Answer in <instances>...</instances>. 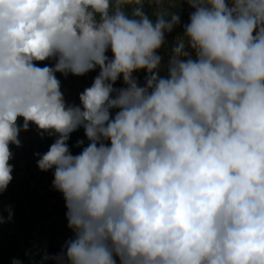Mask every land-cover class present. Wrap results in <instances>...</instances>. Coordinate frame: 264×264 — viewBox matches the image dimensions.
I'll use <instances>...</instances> for the list:
<instances>
[{"label": "clouds", "instance_id": "9594fccd", "mask_svg": "<svg viewBox=\"0 0 264 264\" xmlns=\"http://www.w3.org/2000/svg\"><path fill=\"white\" fill-rule=\"evenodd\" d=\"M183 2L169 44L167 0H0V194L34 124L73 233L41 264H264V0Z\"/></svg>", "mask_w": 264, "mask_h": 264}, {"label": "crops", "instance_id": "0c3cea01", "mask_svg": "<svg viewBox=\"0 0 264 264\" xmlns=\"http://www.w3.org/2000/svg\"><path fill=\"white\" fill-rule=\"evenodd\" d=\"M165 7L180 12L181 24H187L189 22V14L192 9L188 6L187 3H184L183 0H167V3L164 5ZM146 10L151 12L152 8L146 6ZM176 31V32H175ZM170 34H167V39L169 42H172L177 35H181L182 33L177 29ZM171 44V43H170ZM107 55L111 58V52L109 51ZM99 73V69L97 68L94 71H90L86 74L87 81L94 79ZM33 131H21L19 134V139L21 141V146L16 147L15 145H10L11 151L13 153V158L10 163L13 165L15 158L20 154L26 157L27 161L32 165V172L34 176H36L41 182L44 183L47 191L58 192L52 187V181L54 179V170L41 171L37 167V160L39 156L36 154H44L49 149V144H42L40 147H37L36 140H33ZM46 135V133H45ZM42 135H38L36 138L42 139ZM33 137V138H32ZM32 139V140H31ZM55 136H51V141L54 142ZM13 179L8 186L9 193L11 197L20 196V194L24 191L25 187L23 183L19 180L14 165L12 172ZM5 192L0 194V209H3V216L5 220L8 217L7 208L10 205L12 208L13 216L11 222H6L3 225H0V252L5 255L9 254V256L14 259L15 256L12 255L11 251L13 248L10 247V243L7 241H15L16 244L22 248L18 249L17 255H22L20 259L21 261H25V264H30V260L27 262L25 260V254L29 253V257H33L36 255H43L44 252H47L50 255H55L59 253L65 241L73 237V233L67 227V219H66V211L67 209L58 211L55 214L44 215L37 213H32L29 209H24L22 212H16L10 200L5 199ZM12 259V260H13ZM0 264H4L3 261H0ZM48 264H51L49 261Z\"/></svg>", "mask_w": 264, "mask_h": 264}, {"label": "trees", "instance_id": "16d2710c", "mask_svg": "<svg viewBox=\"0 0 264 264\" xmlns=\"http://www.w3.org/2000/svg\"><path fill=\"white\" fill-rule=\"evenodd\" d=\"M177 29V33H179L178 31H180L181 33L183 32V23L181 24V26L180 27H177L176 28ZM175 29V30H176ZM176 32V31H175ZM168 40V39H167ZM168 42H169V40H168ZM171 42H169V44H170ZM166 57H165V61H166ZM38 63V62H37ZM52 61H44V62H39L38 64H39V67H44V66H49V65H51L52 66ZM57 75V78L58 79H60V81H61V87H62V91L64 92V96H65V100H66V102L68 103V104H76V105H79V103H80V101H79V95H75L74 94V86L73 85H71L70 84V82H69V80H70V78H71V74H69L66 78L63 76V75H61V74H59V73H57L56 74ZM134 75H136L137 77H138V79H139V82L140 83H144V77H145V73L143 72V71H141V72H138V73H135ZM86 75H84V76H77L78 77V80L80 81V82H82V83H86V82H90V83H92L93 82V79H91V80H89V81H87L88 79H85L86 77H85ZM116 86H124V84H123V79H122V77L116 82V84H115ZM112 111V114H113V116H114V114H115V112L116 111H118V109H113V110H111ZM19 124L20 125H22L23 124V119L22 118H20V120H19ZM29 130L31 131H33V140H36V142H37V147H40L42 144H45V143H48L49 144V147H50V145L53 143L52 141H51V136H49L47 133H46V135H45V133H44V136L42 137V139H37L36 137L38 136V135H42L38 130H37V128H36V126L34 125V124H30V126H29ZM28 130V131H29ZM32 140V139H31ZM78 140H83L84 141V143H83V145H81V146H79V147H77L76 146V144H77V141ZM88 143H89V141L87 140V138H86V136H85V134H84V129L81 127V128H79L77 131H75V132H73L71 135H70V139H69V141H68V145H69V148H70V151L72 152V154L73 155H76V154H79L81 151H82V149H83V147H86L87 145H88ZM23 155H25V154H20V155H18L16 158H15V161L14 162H16V161H18L19 159H21V158H23L25 161H27V159H26V157H24ZM15 168V167H14ZM15 171H16V174L18 173L17 172V170H16V168H15ZM27 171H28V173L30 174V176H32V177H34V178H37L36 176H34V174H33V172H32V165H31V162H30V167H29V162L27 161ZM17 176H18V174H17ZM18 178H19V180L23 183V185H24V187H25V189H24V191L20 194V196H13V197H11L12 199H11V201L14 199V198H16V199H18L19 200V205H18V207H13V209L18 213H20V212H22L23 211V208L24 209H26L27 210V208H25V206L22 204V201L23 200H25V199H32L33 197L32 196H35V192L31 189V187H29L26 183H25V180H24V178L23 177H21V176H18ZM38 179V178H37ZM41 182V181H40ZM47 191V190H46ZM58 193H60V192H53V193H51L50 191H47V194L50 196H54V195H56V194H58ZM2 195V194H1ZM39 199V198H38ZM11 203V202H10ZM12 205V204H11ZM32 213H37V214H41L42 216H44V215H48V214H44V213H42L41 211H37V210H35V209H29ZM8 243H10V247L11 248H13L12 249V251H11V253H12V255L13 256H15L14 258H20V259H23L24 260V257L23 258H21L22 257V255H17L16 256V254H18V249L19 248H22V247H20L19 245L17 246L16 244H18L17 243V240L15 241V243L12 241H7ZM21 256V257H20ZM30 255H29V253H27V255L25 254V260L28 262L29 260H30V264H41V255H36V256H33V257H29ZM12 256L10 257L9 256V254L7 255H5L4 253H2V252H0V261H3L4 262V264H12ZM22 264H25V261H22Z\"/></svg>", "mask_w": 264, "mask_h": 264}, {"label": "built area", "instance_id": "2783aa9c", "mask_svg": "<svg viewBox=\"0 0 264 264\" xmlns=\"http://www.w3.org/2000/svg\"><path fill=\"white\" fill-rule=\"evenodd\" d=\"M70 84L74 86L75 88V95H79L85 88L90 87L92 83L86 82L82 83L78 80L77 76L72 75L70 80ZM143 84V83H140ZM125 86V85H124ZM124 86H116V88L124 87ZM14 167L17 170L18 176H21L24 178L25 183L31 187V189L35 192V196H32L33 198L25 199L22 201V204L27 209H35L37 211H41L44 214H55L58 211L66 209L65 207V201L63 198L62 193H58L54 196H49L47 194L45 185L43 182H40L37 178H34L30 176V174L27 171V161H25L23 158L19 159L18 161L13 163ZM5 199L11 201V195L9 193V189L5 191ZM39 198V199H38ZM11 204L13 207H18L19 200L14 198L11 201Z\"/></svg>", "mask_w": 264, "mask_h": 264}, {"label": "rangeland", "instance_id": "374dc122", "mask_svg": "<svg viewBox=\"0 0 264 264\" xmlns=\"http://www.w3.org/2000/svg\"><path fill=\"white\" fill-rule=\"evenodd\" d=\"M38 63H39V62H38ZM38 63H37V65L39 66V64H38ZM49 66H51V65H49ZM73 92H74V94H75V89H74V91H73ZM38 180H39V179H38ZM39 181H40V180H39Z\"/></svg>", "mask_w": 264, "mask_h": 264}]
</instances>
